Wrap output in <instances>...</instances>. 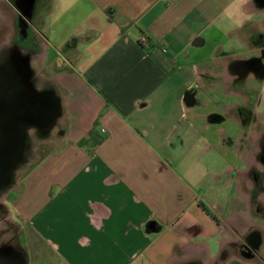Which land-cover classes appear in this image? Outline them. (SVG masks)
<instances>
[{
	"label": "crops",
	"instance_id": "crops-1",
	"mask_svg": "<svg viewBox=\"0 0 264 264\" xmlns=\"http://www.w3.org/2000/svg\"><path fill=\"white\" fill-rule=\"evenodd\" d=\"M261 36L264 0H0V57L19 48L61 100L11 202L28 264L238 259L264 227Z\"/></svg>",
	"mask_w": 264,
	"mask_h": 264
},
{
	"label": "water",
	"instance_id": "water-1",
	"mask_svg": "<svg viewBox=\"0 0 264 264\" xmlns=\"http://www.w3.org/2000/svg\"><path fill=\"white\" fill-rule=\"evenodd\" d=\"M0 57V189L9 185L24 157L27 131L50 133L61 116V100L53 90H40L33 80L30 57L10 47ZM0 264H28L13 243L0 244Z\"/></svg>",
	"mask_w": 264,
	"mask_h": 264
},
{
	"label": "rangeland",
	"instance_id": "rangeland-1",
	"mask_svg": "<svg viewBox=\"0 0 264 264\" xmlns=\"http://www.w3.org/2000/svg\"><path fill=\"white\" fill-rule=\"evenodd\" d=\"M59 141L60 135L56 126L48 134H43L37 128L28 129L24 157L14 170L11 183L0 189V242H5L15 235V242L21 246L19 228L9 217L12 199L30 166L53 149Z\"/></svg>",
	"mask_w": 264,
	"mask_h": 264
},
{
	"label": "flooded vegetation",
	"instance_id": "flooded-vegetation-1",
	"mask_svg": "<svg viewBox=\"0 0 264 264\" xmlns=\"http://www.w3.org/2000/svg\"><path fill=\"white\" fill-rule=\"evenodd\" d=\"M259 43L261 45L260 54L252 57L246 64L251 65L253 68L257 69L258 72L264 74V36L260 37ZM259 144L260 159L264 162V136L260 139ZM252 175L256 178V185L253 189L255 196L251 203L252 209H254L253 214L261 215L264 219V209H262L261 205L263 200L256 195L264 194V170L255 171ZM15 237L14 235L5 242L13 243L22 249V247L15 242ZM1 243L4 242H0V244ZM224 254L225 256L236 255L238 257V259H232L229 264H264V227L255 226L251 230L241 233L237 243L231 244L230 250H225Z\"/></svg>",
	"mask_w": 264,
	"mask_h": 264
},
{
	"label": "built area",
	"instance_id": "built-area-1",
	"mask_svg": "<svg viewBox=\"0 0 264 264\" xmlns=\"http://www.w3.org/2000/svg\"><path fill=\"white\" fill-rule=\"evenodd\" d=\"M140 40H141L142 42H145V41L147 40V37H146L145 35H143V36H141Z\"/></svg>",
	"mask_w": 264,
	"mask_h": 264
}]
</instances>
